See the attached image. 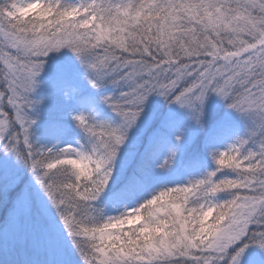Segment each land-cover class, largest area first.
Wrapping results in <instances>:
<instances>
[{
    "label": "snow or ice",
    "instance_id": "snow-or-ice-1",
    "mask_svg": "<svg viewBox=\"0 0 264 264\" xmlns=\"http://www.w3.org/2000/svg\"><path fill=\"white\" fill-rule=\"evenodd\" d=\"M0 264H264V0H0Z\"/></svg>",
    "mask_w": 264,
    "mask_h": 264
},
{
    "label": "trees",
    "instance_id": "trees-1",
    "mask_svg": "<svg viewBox=\"0 0 264 264\" xmlns=\"http://www.w3.org/2000/svg\"><path fill=\"white\" fill-rule=\"evenodd\" d=\"M1 209H2V207H0V216H2L3 212H4V210L1 211Z\"/></svg>",
    "mask_w": 264,
    "mask_h": 264
},
{
    "label": "rangeland",
    "instance_id": "rangeland-1",
    "mask_svg": "<svg viewBox=\"0 0 264 264\" xmlns=\"http://www.w3.org/2000/svg\"><path fill=\"white\" fill-rule=\"evenodd\" d=\"M4 210L3 208L1 209V211ZM4 213V212H3Z\"/></svg>",
    "mask_w": 264,
    "mask_h": 264
}]
</instances>
